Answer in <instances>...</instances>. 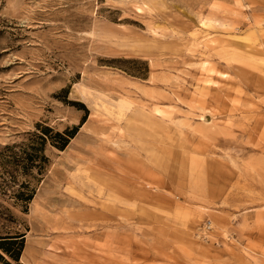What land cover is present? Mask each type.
I'll list each match as a JSON object with an SVG mask.
<instances>
[{
    "label": "rangeland",
    "instance_id": "obj_1",
    "mask_svg": "<svg viewBox=\"0 0 264 264\" xmlns=\"http://www.w3.org/2000/svg\"><path fill=\"white\" fill-rule=\"evenodd\" d=\"M41 125L19 264H264V0H0V151Z\"/></svg>",
    "mask_w": 264,
    "mask_h": 264
},
{
    "label": "trees",
    "instance_id": "obj_2",
    "mask_svg": "<svg viewBox=\"0 0 264 264\" xmlns=\"http://www.w3.org/2000/svg\"><path fill=\"white\" fill-rule=\"evenodd\" d=\"M40 128L38 133H29L24 141L4 144L3 150L0 151L2 188L14 199L24 202L31 198L34 190L29 178L35 177L34 173L40 174L48 162V157L44 153L46 142L57 149H62L77 126L62 131L53 130L48 125H41ZM17 174L28 178L18 179ZM13 218L9 209L0 204V264H10L8 259L19 264L23 238L17 232L8 231Z\"/></svg>",
    "mask_w": 264,
    "mask_h": 264
},
{
    "label": "built area",
    "instance_id": "obj_3",
    "mask_svg": "<svg viewBox=\"0 0 264 264\" xmlns=\"http://www.w3.org/2000/svg\"><path fill=\"white\" fill-rule=\"evenodd\" d=\"M209 229H210L209 219H205L202 221L201 224H199V226L197 228V234L199 236L204 237L209 233Z\"/></svg>",
    "mask_w": 264,
    "mask_h": 264
}]
</instances>
